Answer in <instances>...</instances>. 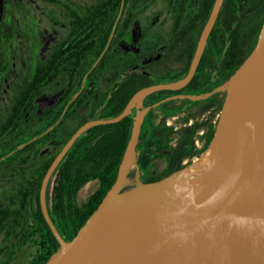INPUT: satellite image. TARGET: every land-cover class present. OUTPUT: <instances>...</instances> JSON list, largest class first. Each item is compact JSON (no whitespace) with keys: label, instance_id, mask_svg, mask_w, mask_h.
Listing matches in <instances>:
<instances>
[{"label":"water","instance_id":"1","mask_svg":"<svg viewBox=\"0 0 264 264\" xmlns=\"http://www.w3.org/2000/svg\"><path fill=\"white\" fill-rule=\"evenodd\" d=\"M224 0H214L188 72L181 78L140 88L115 117L82 124L47 168L39 203L60 250L47 264H264V21L256 46L236 72L213 91L180 95L191 101L227 92L215 133L189 165L153 182L130 186L141 176L137 148L147 112L145 99L159 90H179L192 79ZM135 110V115H132ZM131 116L132 126L117 176L76 237L67 242L50 217L46 192L50 178L75 141L89 128ZM219 126L214 157L193 178ZM133 166L127 167V154Z\"/></svg>","mask_w":264,"mask_h":264},{"label":"trees","instance_id":"2","mask_svg":"<svg viewBox=\"0 0 264 264\" xmlns=\"http://www.w3.org/2000/svg\"><path fill=\"white\" fill-rule=\"evenodd\" d=\"M213 2L214 0H209L205 7L203 17L198 22L199 27L204 25ZM239 3L248 7L246 12L258 8L259 25L263 24L264 0H238ZM236 5L234 0L224 1L217 26L232 24L237 11ZM119 7L120 0H96L92 4L90 15L79 20L74 30L35 67L32 82L23 86V118L37 92L56 80L65 88L60 99V110L72 99L70 105L74 109V115L72 116L71 112L64 115L58 129L60 133L64 132L63 140L59 149L47 158L41 153L47 136L23 147V192L12 194V200L23 202V209L18 207L13 209L10 215H0L1 219H5V215L11 220L10 225L0 226V232L8 233L11 237L9 241H0V264H5L10 259L12 261L23 250L31 247L35 248V254L25 264H47L60 250V245L42 214L39 191L47 168L71 135L86 121L108 119L120 114L140 88L174 81L183 77L188 69L186 65L184 70L175 71L172 76L163 74L155 79L136 74L133 71L135 65L133 55L117 48L121 39L127 35V29L133 20V17H128L120 24ZM259 27L255 34L257 40H254L241 55L238 54V60L229 66L227 77L217 84L233 75L253 51L258 41ZM106 77L111 79L112 83L103 90ZM196 79L194 77L182 90L195 85ZM174 92L178 91H160V94L151 95V100L160 99L164 94ZM89 101L95 103H92V112L85 115L83 109ZM131 126L132 118L127 116L116 123L87 129L56 168L49 182V185L51 182L53 185L48 195L51 199L49 213L60 235L67 242L76 237L114 183L130 137ZM195 132L196 127H188L184 133L178 135L174 148L171 145L172 127L165 123L154 126L148 118L143 125L138 146L142 151L139 164L147 167L163 161L165 167L156 176L143 177L144 181L160 180L181 168L183 159L194 154ZM24 133L23 129V136ZM210 139L212 135L208 142ZM91 181L98 182L97 188L84 203L78 204V192Z\"/></svg>","mask_w":264,"mask_h":264},{"label":"flooded vegetation","instance_id":"3","mask_svg":"<svg viewBox=\"0 0 264 264\" xmlns=\"http://www.w3.org/2000/svg\"><path fill=\"white\" fill-rule=\"evenodd\" d=\"M94 2L96 0H0V215H10L12 214V210L18 207L23 209L22 201L12 200L13 193L17 195L23 192V147L43 136H47V140L41 150V153L47 158L55 150L59 149L61 141L63 140L64 132L60 133L58 129L64 115L67 112H71L72 116L74 115V109L70 105L72 99L60 110V99L65 92V88L59 80H56L37 92L34 101L29 105L23 118V86L32 82L35 67L52 53L56 45L68 33L74 30L79 20L90 15V10ZM142 2H147V4L151 5L152 16L163 18V21L158 26H143L138 28L151 32L153 39L143 50H140L139 47L135 46L140 40V32L143 31L138 32L139 34L135 39V49L133 50V57L135 59L133 71L136 74H143L150 79H155L157 76L163 74L172 76L173 72L184 70L185 66L188 65L187 73L204 26L199 27L198 22L203 17L204 9L209 0H120L118 11L119 23L123 24L125 18H134L141 12L144 13L145 10L139 12V4ZM234 2L238 3V0H234ZM40 7L42 9L46 8L44 14L50 19L48 23L53 24L51 25L52 27L63 28L62 33H64L50 54L45 57H40L38 53L40 46L39 33L43 32L42 27L37 21V18H39L37 10ZM245 10L247 11L248 7L243 3L240 4L230 26H217L218 15L208 36L204 53L189 82L191 83L194 77H196L197 82L195 85L189 89L182 90L188 86V83L179 90H169L178 92L166 93L160 99L152 101L151 95L156 93L160 94L159 92L163 91L159 90L149 95L144 101L145 106L159 104L154 108L151 107L147 112L141 132L148 118H150L154 126L162 125L163 123L171 126L173 136L177 135L178 132L180 134L184 133L190 126L196 127V132L193 137L195 145L194 154L185 157L182 165L185 162L198 158L208 145L209 137L211 135L213 137L215 127L207 122L200 124L193 121L188 123L189 119L187 115L194 113L193 106L197 101H190L187 98H180L179 96L213 91L229 79L228 77L223 82L217 84V82L227 77L229 66L238 60V54L241 55L244 50L248 49L254 43V40H257L255 39L257 28L260 26L257 33L258 37L262 27V24L259 25L258 8L255 7V10L251 12H246ZM24 36L33 40L34 48L30 54L29 62L26 65L23 75ZM110 83H112V80L106 77L103 90H106ZM81 87H83V84ZM54 89L56 90L52 91V93H57L58 95L56 100L40 114L36 113V101L39 94L43 91ZM219 94H215L205 100V104L196 113L204 114L214 108L216 105L215 98ZM176 100L190 101L188 103L189 111L187 112V106L173 105ZM92 103L95 102L89 101L85 105L83 109L84 113L92 112ZM160 113L161 115L159 116ZM172 116H177L183 122V127H177L169 123L168 120ZM161 117L163 119H158ZM23 129L25 130L24 136ZM140 137L137 148L141 142ZM199 139L201 140L200 145L198 144ZM176 144L177 138H173L171 145L176 148ZM139 150L138 165L141 176L152 177L160 174L165 165L161 170H155L156 164L154 163V165L142 167L139 164L142 151L141 149ZM163 163L165 164V162ZM50 192L48 183L46 192L48 210L51 207V199L48 196ZM21 212L23 215V211ZM5 215V219H1L0 217V226L2 224L10 225L11 223V220ZM10 239L11 237L8 233L0 232V241H9ZM12 262L13 260L11 261L10 259L5 264H13Z\"/></svg>","mask_w":264,"mask_h":264},{"label":"rangeland","instance_id":"4","mask_svg":"<svg viewBox=\"0 0 264 264\" xmlns=\"http://www.w3.org/2000/svg\"><path fill=\"white\" fill-rule=\"evenodd\" d=\"M76 1H83V0H76ZM241 3H237L236 8L238 9L240 7ZM151 9L152 6L147 4V2H142L139 4V12H141L142 10H145L144 13L141 12L140 14L136 15V17L133 18L132 22L130 23L128 30H127V35L125 37H123L120 41V43L118 44V49L121 51H124L126 53H129L131 55H133V50L135 49V47H139L140 50H143L148 44L151 43L152 39H153V35L151 34V32H149L148 30H141L138 29L139 27H153V26H158L160 25L163 21V18H160L158 16H152L151 14ZM46 10V8H39L37 10L38 14H39V18H37V21L39 22V25L42 27L43 32L39 33L40 36V46L38 49V53L40 55V57H45L47 55L50 54L51 50L53 49V47L57 44L58 40L62 37V35L64 33H62L63 28H55L52 27L51 23L49 22V18H47L44 14V11ZM143 31V32H140ZM138 32H140V40L138 43H136L135 46V39L137 37V35L139 34ZM135 46V47H134ZM34 48V44H33V40L27 36L23 37V75L25 73V69H26V65L29 62V57L30 54L32 53ZM54 90H46L43 91L39 94L37 101H36V113L40 114L44 109H46L48 106H50L57 98V93H52V91ZM222 93V92H220ZM226 98H227V92L224 91L222 94H219L215 99L216 101V105L214 106V108H212L210 111L206 112V113H196L197 111H199V109L201 108V106L203 104H205V100L207 99H200V100H196L197 102H195L196 104L193 106V110L194 113L191 115H187L188 117V123L189 122H193L196 121L198 123H210L212 126L216 127L219 123L225 102H226ZM191 101V100H190ZM190 101H180V100H176L173 105L176 106H180L183 105L187 106V112L189 111V105L188 103ZM183 104H182V103ZM196 106V107H195ZM159 113V112H157ZM85 115H88V112L84 113ZM132 115H135V110H133ZM158 115V114H157ZM161 115V113L159 114V116ZM165 115V113H164ZM158 119H163V117L158 118ZM169 123H171L174 126L180 127L182 126V123L180 121V119L177 116H172L169 118ZM183 127V126H182ZM214 133H215V129H214ZM180 134V132L177 133V135H174L173 138H178V135ZM200 140V139H199ZM198 144H201V140L198 142ZM196 158V157H195ZM195 159L185 162L183 163V167L189 165L190 163H192ZM164 167V163L162 161H158L156 163L155 166V170H161ZM145 182L144 178L142 176L138 177L137 179H135L133 182L130 183V186H133L137 183H142ZM98 186V182L97 181H91L89 183H87L77 194V202L78 204H82L84 203L87 198L95 191V189ZM53 185L52 182L49 185V192L51 191ZM50 198V197H49ZM35 254V248H27L25 250H23L21 253H19L17 256H15V258L13 259V264L16 263H26L28 262L33 255Z\"/></svg>","mask_w":264,"mask_h":264},{"label":"bare ground","instance_id":"5","mask_svg":"<svg viewBox=\"0 0 264 264\" xmlns=\"http://www.w3.org/2000/svg\"><path fill=\"white\" fill-rule=\"evenodd\" d=\"M256 104L258 106V113L257 118L260 119L263 117L264 114V92H262L256 99ZM219 126L217 128V132L215 134V137L211 141L207 151L204 154L203 161H199L196 163L194 167V175L193 178L197 184L201 186L202 189H205L206 182H207V176L199 174V171H201L202 166H204L207 162H209L215 155L218 143H219ZM133 166V157L130 153L127 154V167L131 168Z\"/></svg>","mask_w":264,"mask_h":264}]
</instances>
